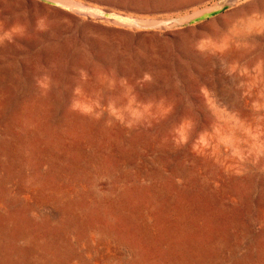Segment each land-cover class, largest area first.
Returning <instances> with one entry per match:
<instances>
[{
    "label": "rangeland",
    "instance_id": "rangeland-1",
    "mask_svg": "<svg viewBox=\"0 0 264 264\" xmlns=\"http://www.w3.org/2000/svg\"><path fill=\"white\" fill-rule=\"evenodd\" d=\"M241 1L0 0V264H264Z\"/></svg>",
    "mask_w": 264,
    "mask_h": 264
},
{
    "label": "crops",
    "instance_id": "crops-1",
    "mask_svg": "<svg viewBox=\"0 0 264 264\" xmlns=\"http://www.w3.org/2000/svg\"><path fill=\"white\" fill-rule=\"evenodd\" d=\"M239 7L251 8V18L244 19L250 20L253 25L252 28L264 36V0H244L235 6V8Z\"/></svg>",
    "mask_w": 264,
    "mask_h": 264
},
{
    "label": "water",
    "instance_id": "water-1",
    "mask_svg": "<svg viewBox=\"0 0 264 264\" xmlns=\"http://www.w3.org/2000/svg\"><path fill=\"white\" fill-rule=\"evenodd\" d=\"M225 9H227L226 5L218 6V7L214 8V9H211L209 11H206V12H204L202 14H199V15L193 17L192 19L189 20V23L198 22V21H201L203 19L209 18L211 16H214L216 14L221 13Z\"/></svg>",
    "mask_w": 264,
    "mask_h": 264
}]
</instances>
